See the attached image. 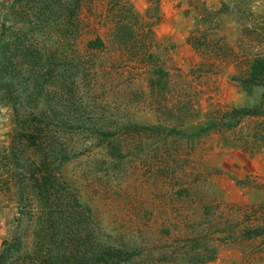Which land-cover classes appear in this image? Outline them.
<instances>
[{
	"label": "rangeland",
	"instance_id": "obj_1",
	"mask_svg": "<svg viewBox=\"0 0 264 264\" xmlns=\"http://www.w3.org/2000/svg\"><path fill=\"white\" fill-rule=\"evenodd\" d=\"M11 1L0 0V22L20 19L6 16ZM84 16L86 39L101 36L110 50L92 94L80 85L89 112L118 107L141 128L124 135L121 165L96 146L63 167L95 223L150 263L264 264V236L247 234L264 224V83L245 82L249 63L264 56V0H92ZM118 17L134 28L121 37L134 33L164 65L166 90L153 95L145 61L130 63L145 50L112 45ZM241 108L261 114L238 119ZM14 131L0 93V184ZM7 197L0 189V250L20 219Z\"/></svg>",
	"mask_w": 264,
	"mask_h": 264
},
{
	"label": "trees",
	"instance_id": "obj_2",
	"mask_svg": "<svg viewBox=\"0 0 264 264\" xmlns=\"http://www.w3.org/2000/svg\"><path fill=\"white\" fill-rule=\"evenodd\" d=\"M91 2L12 0L6 16L20 19L0 22V93L12 107L16 125L0 189L20 210L17 232L2 243L0 264H145L141 249H131L99 228L62 173L73 158L96 146L121 165L124 135L141 129L117 113L118 107L104 106L100 116L94 115L84 99L88 96L80 94L81 84L88 82L82 91L91 95L93 82L110 70L105 66L107 41L101 36L86 39L92 24L84 15ZM124 30L134 32L118 17L112 24V45L145 50L130 63L145 61L142 74L153 95L166 90L164 65L134 33L123 39ZM245 82L264 83V56L249 63ZM234 112L238 119L261 114L257 108ZM142 130L159 132L160 127ZM247 234L264 236V224Z\"/></svg>",
	"mask_w": 264,
	"mask_h": 264
}]
</instances>
